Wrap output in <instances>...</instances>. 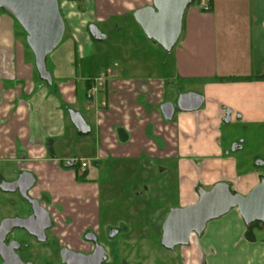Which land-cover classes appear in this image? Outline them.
Wrapping results in <instances>:
<instances>
[{"label":"crops","instance_id":"1","mask_svg":"<svg viewBox=\"0 0 264 264\" xmlns=\"http://www.w3.org/2000/svg\"><path fill=\"white\" fill-rule=\"evenodd\" d=\"M201 2L208 4V12L200 10ZM62 5L75 48L65 57L51 58L50 68L48 61L46 66L52 83H58L65 110L45 86L50 84L39 78L18 23L0 10V177L11 176L13 167L28 171L38 182L32 193H47L50 208L70 209L68 201L88 192L90 222L96 226L103 191L98 182L121 175L134 183L154 184L152 188L138 185V194L163 196L175 174L176 202L168 204L166 211L157 207L153 214L160 225L170 209L195 203L199 188L225 182L209 171L211 160L203 159L211 154L222 157L217 146L222 124L233 126L230 130L239 125L242 130H264V0H198L185 10L172 51L160 48L169 55L166 75H129L127 66L105 67L97 78L86 80L90 86L96 79L101 81L98 92L82 106L77 89L71 93L76 84L72 62L86 54L88 26L100 30L97 24L133 17L151 0H82ZM105 39L102 33L101 40ZM188 82L199 88L183 92L177 87V91L201 95L203 105L197 112H176L165 121L160 105L173 103L169 98L174 85ZM73 106L82 109L89 135L94 126V153L89 155L79 157L69 147L68 141L79 137L67 113L68 108L80 112ZM235 148L241 149L239 144ZM74 158L88 167L89 183L84 187L75 183L73 173L59 168L61 162ZM263 177L252 175L247 181L234 177L228 184L254 183L240 193L245 195ZM144 207L140 203L139 211ZM245 231L237 210H231L209 222L195 242L190 238L188 246L180 247L182 264H264V241H247Z\"/></svg>","mask_w":264,"mask_h":264},{"label":"rangeland","instance_id":"2","mask_svg":"<svg viewBox=\"0 0 264 264\" xmlns=\"http://www.w3.org/2000/svg\"><path fill=\"white\" fill-rule=\"evenodd\" d=\"M67 0H58L61 16H65L63 3L67 4ZM64 22L65 19L63 18ZM98 28L105 35V40H97L93 37L90 30H88L89 36L86 43L85 53L83 57L79 55L74 58L72 62V79L76 81L74 87H72L71 93H74V89H77L79 97V106H82L86 100L85 94L89 86L84 89V83L89 78H97L99 73L102 72L105 67L117 69L113 65L116 64L120 68L127 66L129 68V75H166L167 70L165 65L169 58V55L161 51L160 47L149 41L143 35L140 27L135 23L132 15L118 17L112 19L108 23L97 24ZM18 32L20 38L25 45L26 36L22 28L18 25ZM119 27V29H117ZM70 26L65 24V31L63 38L57 48L52 52L48 59V67L50 68V59L65 57L70 54L71 50L75 48V43L71 36ZM84 33H86L84 31ZM152 42V43H151ZM27 48V47H26ZM28 50V48H27ZM68 51V52H67ZM74 51V50H73ZM30 60H32V53L28 50ZM34 60V58H33ZM75 63V64H74ZM119 69V68H118ZM48 84V83H47ZM50 89L52 94L61 102L58 91L56 90L58 83H52L45 85ZM179 87L180 91L196 90L199 87L192 83H180L175 84L173 92L170 94V100L173 103L176 102L178 95L177 91ZM198 87V88H197ZM96 94V93H95ZM64 99H67V94L62 93ZM63 110L66 109V103L61 102ZM72 107V106H71ZM80 115L83 114L81 108L73 106ZM68 108L67 110H69ZM197 112V111H195ZM179 113L175 115L176 120ZM84 115V114H83ZM238 126L237 130H230L233 126H228L224 123L218 130V142L217 146L221 151V158L219 156L213 157L208 155L212 168L210 172H217L219 176H222V181L226 183L232 182V179L243 178L245 181L250 180L252 175L264 176V165L257 166V161L264 162V130H242V126ZM94 126H92V134L88 137H75L71 138L68 143L69 147H73L77 151V155H89L94 153ZM239 144L241 149L235 148ZM71 145V146H70ZM228 160V161H227ZM216 164V165H214ZM131 179L125 176L112 175L107 181L98 182L101 186V208H100V225L105 229L107 228H122L124 234L120 238L127 243L122 253L121 259L116 264H182L181 261V248L176 247L173 251H168L159 245L161 235V225L154 221L153 214L156 213L157 207H162L166 211L168 204L176 202V196L174 190H176V176H172L168 182V191L162 195L152 194L142 195L137 190V186H144L152 188V185L145 183H134ZM254 183H231L230 188L234 192L246 193L248 189ZM210 189V186L206 188ZM142 189H140L141 191ZM150 191L149 193H151ZM15 199L12 195L0 194V218L4 215L13 212L11 208L10 200ZM140 203L145 204L144 211L140 212L138 205ZM163 211L161 212L158 221L161 219ZM153 220V226L149 225L148 219ZM130 230V231H127ZM252 240L264 241V224H258L253 230L249 232ZM147 237L146 240H141ZM193 242L196 241L197 236L193 235ZM141 240V241H140ZM123 242V243H125ZM138 245L141 246L140 254L133 260H129L127 254L129 251L137 249ZM147 257V259H146ZM149 257V258H148ZM125 260V263H123Z\"/></svg>","mask_w":264,"mask_h":264},{"label":"water","instance_id":"3","mask_svg":"<svg viewBox=\"0 0 264 264\" xmlns=\"http://www.w3.org/2000/svg\"><path fill=\"white\" fill-rule=\"evenodd\" d=\"M194 1L151 0V5L133 12V19L148 40L155 42L164 52L170 53L180 37L184 12ZM0 10L10 15L25 32L26 44L33 54L36 72L42 81L51 84L52 77L46 66V58L60 44L65 31L58 0H0ZM91 28L89 27V30L93 37L97 40L102 39L96 36L98 33H94ZM94 30L99 31L97 27ZM203 102L204 98L199 94L183 93L177 97L175 104L164 103L160 105L159 110L163 119L170 121L176 112L199 110ZM67 113L77 136L87 137L90 127L82 116L72 109L67 110ZM65 164L73 166V161ZM256 165L263 166L264 162L257 161ZM23 179H27L29 184L24 190H20V195L44 212L49 221L48 213L41 209L36 201L26 196V191L35 182L32 174L23 172L17 181L11 184L2 183L0 189L5 193L15 191ZM234 209L237 210L245 226L253 223L264 224V177L245 195L233 193L226 182H217L208 190L199 188L195 203L169 210L161 226L159 245L169 251H173L176 247L188 246L190 238L193 235L201 236L209 222L220 219ZM26 222L27 220L18 218H6L0 222L2 264H22L13 254L11 258L2 256V251L5 249L2 240L8 230L24 229ZM63 262L71 263L67 256L63 257ZM98 263L99 261H94V264Z\"/></svg>","mask_w":264,"mask_h":264},{"label":"flooded vegetation","instance_id":"4","mask_svg":"<svg viewBox=\"0 0 264 264\" xmlns=\"http://www.w3.org/2000/svg\"><path fill=\"white\" fill-rule=\"evenodd\" d=\"M89 27H92L94 33H98L95 34L96 36L102 37L100 30L98 32L94 30L96 26L89 25L88 30ZM69 161H73V166L65 164ZM59 168L73 173L75 183L81 187L89 183L86 176L87 165L82 168L76 158L61 162ZM23 172L29 173L26 170H18L13 167L11 176L0 177V185L17 181ZM33 177L34 185L26 191V196L30 200L36 201L38 206L48 213L49 221L44 212L20 195V190H24L29 184L27 179H23L15 191L5 193L0 189V194L12 195L15 198L9 199L13 212L2 216L0 222L6 218L27 220L24 229L11 228L5 233L2 240V244L5 246V249H2V256L11 258L13 254L22 264H67L63 262L64 256L70 259V264H94V261H99L98 264H116L121 259V251L124 250L127 243L120 237L126 230L119 227L105 229L100 225V221L96 226H92L89 214L92 199L88 192H82L78 198L68 201L71 203L70 209L61 206L46 207L51 199L43 191L35 195L32 193L38 185L36 177ZM147 221L152 227L153 221L150 218ZM67 227L70 229L69 233L65 231ZM146 239L147 237H144L141 240ZM137 247V249L128 252L129 260L139 256L141 246ZM2 263L3 259L0 256V264Z\"/></svg>","mask_w":264,"mask_h":264},{"label":"built area","instance_id":"5","mask_svg":"<svg viewBox=\"0 0 264 264\" xmlns=\"http://www.w3.org/2000/svg\"><path fill=\"white\" fill-rule=\"evenodd\" d=\"M199 8L202 12H208L209 11V6L206 2H201L199 4ZM101 81L100 78L94 80L93 85L89 87V89H87L85 97L87 99H91L95 93H97L98 91V82ZM81 163V167L84 168L86 166V163L84 161L80 162Z\"/></svg>","mask_w":264,"mask_h":264},{"label":"trees","instance_id":"6","mask_svg":"<svg viewBox=\"0 0 264 264\" xmlns=\"http://www.w3.org/2000/svg\"><path fill=\"white\" fill-rule=\"evenodd\" d=\"M197 1H198V0H195L194 3H196ZM194 3H193V4H194ZM23 32H24V31H23ZM24 35L26 36L25 32H24ZM152 42H153V41H152ZM25 45H26V47L28 48V46H27V44H26V40H25ZM50 55H52V53H51ZM50 55L47 56V58H46V62L48 61ZM33 63H34V60H33ZM47 69H48V68H47ZM222 81H223V80H222ZM42 82L45 83V84H47V83L44 82V81H42ZM85 83H86V86L88 87L90 81H86ZM230 190H231V188H230ZM231 191H232V190H231ZM232 192H233V193H236V192H234V191H232ZM258 224H259V223H253V224H251V225H249V226H246L245 239H246L247 241H251V242L254 241V240H252L251 236L249 235V232H250L251 230H253L254 227H256V225H258Z\"/></svg>","mask_w":264,"mask_h":264}]
</instances>
